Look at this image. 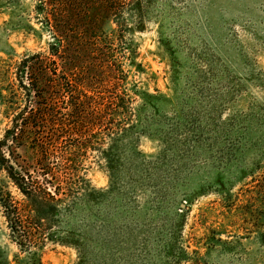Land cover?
<instances>
[{"label": "rangeland", "instance_id": "rangeland-1", "mask_svg": "<svg viewBox=\"0 0 264 264\" xmlns=\"http://www.w3.org/2000/svg\"><path fill=\"white\" fill-rule=\"evenodd\" d=\"M57 1L83 26L93 20L84 10L109 5ZM19 3L11 15L0 13V50L12 52L7 58L0 51L9 80L20 56L45 51L50 38L25 32L39 24L33 0ZM115 4L95 38L131 97L121 122L134 132L138 152L131 162L127 142H117L122 178L108 190L106 206L86 212V224L74 220L88 235L83 264H102L91 260L101 252L97 238L112 237L117 249L109 264H264V0ZM142 91L153 95L145 104ZM5 125L0 114V137ZM75 142L67 137L56 150L68 152ZM17 152L29 162L35 156L27 141ZM83 164L91 185L106 189L96 153L87 152ZM5 232L0 215V247L10 259L16 248ZM78 260L72 247L48 242L42 250V264Z\"/></svg>", "mask_w": 264, "mask_h": 264}, {"label": "trees", "instance_id": "trees-1", "mask_svg": "<svg viewBox=\"0 0 264 264\" xmlns=\"http://www.w3.org/2000/svg\"><path fill=\"white\" fill-rule=\"evenodd\" d=\"M33 2L39 28L27 25L25 32L36 37L46 32V50L23 53L10 80L0 63V114L6 121L0 137V215L6 239L16 248L8 259L6 247H0V264H42L48 242L74 248L79 254L75 264H83L88 235L74 220L86 224V212L106 206L108 190L122 178L117 142H127L125 158L131 162L138 152L130 139L134 132L121 122L131 97L121 90L107 52L95 38L103 14H114L119 0H108L99 12L84 10L83 16L93 18L84 26L74 23L71 12L57 8V0ZM20 6L19 0H0V13L11 15ZM0 51L11 58L12 52ZM139 97L145 104L153 95L142 91ZM67 137L77 142L59 154L56 148ZM24 141L35 151L30 162L17 152ZM89 151L96 153L108 177L106 189L95 188L85 177L83 160ZM124 237L131 241L128 234ZM97 243L101 252L91 260L109 264L116 240L97 238ZM184 260L178 257V263Z\"/></svg>", "mask_w": 264, "mask_h": 264}]
</instances>
